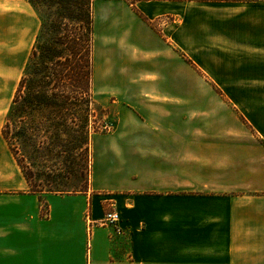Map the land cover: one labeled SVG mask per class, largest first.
<instances>
[{"label":"crops","instance_id":"crops-1","mask_svg":"<svg viewBox=\"0 0 264 264\" xmlns=\"http://www.w3.org/2000/svg\"><path fill=\"white\" fill-rule=\"evenodd\" d=\"M92 11L93 90L100 75L117 87V127L92 137L86 191L33 192L4 125L41 21L26 0H0V264H264V126L253 141L250 104L195 88L264 77V0H96ZM112 210L120 234L98 224Z\"/></svg>","mask_w":264,"mask_h":264},{"label":"rangeland","instance_id":"rangeland-1","mask_svg":"<svg viewBox=\"0 0 264 264\" xmlns=\"http://www.w3.org/2000/svg\"><path fill=\"white\" fill-rule=\"evenodd\" d=\"M26 1L32 5L40 18V31L45 22L54 19L55 15L57 19L62 13L57 5L53 4L52 0ZM58 1L56 0V2ZM65 14L69 15L70 13L65 10ZM101 64L102 50L100 47H95L94 67ZM27 68L24 69L23 76L25 77L29 76L30 68ZM198 78L201 80L197 81L195 88L216 89L222 93L230 90V95L226 92L230 98L227 96L225 100L251 105L247 117L249 121L245 122V127L251 139L256 141L258 131H261L260 129L264 126L262 119L264 115V77H215L216 81L213 77ZM105 80L101 75L95 77L93 90L95 105L90 117L92 137L97 136L93 132V127H100L103 130L101 134H105L110 131L104 130L102 125L108 124L113 132L118 123V119L112 111V103L117 100V87L107 86ZM242 90H251L254 94L252 97H246L241 92ZM24 91L26 94L20 112L16 111V106L12 104L6 116L4 135L16 161L29 182L30 190H43L45 193L54 191L57 194L76 193L82 185L86 186L87 180L90 181L92 168L93 154L91 152L90 157L86 155L83 129L78 126V123H80L77 121L78 118L77 120L75 118V115L81 118L85 113L77 114L74 110L65 109L59 116L56 114V127H54L48 120L53 116L48 112L42 114L40 111L34 110L29 103L28 90L25 89ZM255 95L259 96L254 97ZM250 118L256 121L260 128L253 126ZM75 133L79 134V137L73 138L72 135ZM100 143L101 141L95 140L93 146L96 169L99 167ZM75 170H80L83 177L81 174L78 177L75 176Z\"/></svg>","mask_w":264,"mask_h":264},{"label":"trees","instance_id":"trees-1","mask_svg":"<svg viewBox=\"0 0 264 264\" xmlns=\"http://www.w3.org/2000/svg\"><path fill=\"white\" fill-rule=\"evenodd\" d=\"M52 2L62 13L59 19H56L55 15L54 19L45 22L39 32L26 65V68H30L28 73L30 77H22L13 104L16 106V111L20 112L26 94L24 90H28L31 106L42 114L50 113L53 117L48 120L54 127H56V114L59 116L63 110H74L77 114L84 112L85 115L81 118L76 115L75 118L76 120L78 118L77 121L80 122L78 126L83 129L86 143L84 151L90 157L92 152L90 117L95 105L93 1L52 0ZM65 10L70 14H65ZM102 127L111 131L108 124ZM101 131L103 132L100 127H93L94 133L101 134ZM75 134L72 135L73 138L79 137V134ZM76 170L75 176L81 174L83 177L80 170ZM89 183L90 181L87 180L86 186L82 185L76 192L86 191ZM32 191L45 193L43 190Z\"/></svg>","mask_w":264,"mask_h":264},{"label":"built area","instance_id":"built-area-1","mask_svg":"<svg viewBox=\"0 0 264 264\" xmlns=\"http://www.w3.org/2000/svg\"><path fill=\"white\" fill-rule=\"evenodd\" d=\"M86 219L89 222V225L94 224V222L90 220V213L86 214ZM120 221H121V218H120L119 213L112 210V211H108L107 213H105L104 218L100 222H98V224L114 226L116 232L120 234L123 232V229L120 227V224H119Z\"/></svg>","mask_w":264,"mask_h":264}]
</instances>
